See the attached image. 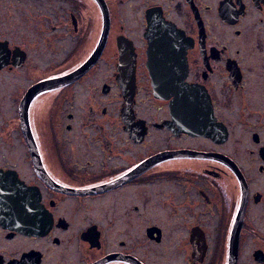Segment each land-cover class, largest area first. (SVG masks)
<instances>
[{
    "label": "flooded vegetation",
    "instance_id": "obj_1",
    "mask_svg": "<svg viewBox=\"0 0 264 264\" xmlns=\"http://www.w3.org/2000/svg\"><path fill=\"white\" fill-rule=\"evenodd\" d=\"M0 264H264V0H0Z\"/></svg>",
    "mask_w": 264,
    "mask_h": 264
},
{
    "label": "water",
    "instance_id": "obj_2",
    "mask_svg": "<svg viewBox=\"0 0 264 264\" xmlns=\"http://www.w3.org/2000/svg\"><path fill=\"white\" fill-rule=\"evenodd\" d=\"M107 32L103 31L100 41L98 42V45L96 46L95 50L93 51L92 55L88 58V60L78 69L73 71L69 76H65L60 83L63 81L73 80L79 76H81L95 61L98 56H100V53L103 49L105 40H106ZM120 44H118V50H119V58L122 59L124 63H120L119 65V71L123 72L124 66L127 64L128 58L133 57V49L131 46V43L129 41L124 40L123 42L118 41ZM148 56H168V55H179L182 54L179 51V47L174 44H165L162 45V47L159 46H152L151 48H148L147 51ZM183 55V54H182ZM161 98V97H160ZM130 101H128L129 103Z\"/></svg>",
    "mask_w": 264,
    "mask_h": 264
},
{
    "label": "bare ground",
    "instance_id": "obj_3",
    "mask_svg": "<svg viewBox=\"0 0 264 264\" xmlns=\"http://www.w3.org/2000/svg\"><path fill=\"white\" fill-rule=\"evenodd\" d=\"M104 25H105V27L108 25V21H107L106 19H105V23H104ZM99 41H100V39L98 40V42H99ZM118 44H120V43L117 42V49H118ZM96 45H98V43H97ZM95 48H96V47H95ZM94 50H95V49H94ZM92 53H93V52H92ZM92 53H91V55H92ZM91 55H90V56H91ZM90 56H89V57H90ZM98 58H99V56L96 58V60H97ZM85 62H86V61H85ZM85 62H84V63H85ZM84 63H83V64H84ZM120 63H124L122 59L120 60ZM83 64H82V65H83ZM82 65H81V66H82ZM81 66H80V67H81ZM91 66H92V65H91ZM91 66H90V67H89L84 73H86L87 71H89V70L91 69ZM78 68H79V67H78ZM78 68H77V69H78ZM75 70H76V69H75ZM75 70H74V71H75Z\"/></svg>",
    "mask_w": 264,
    "mask_h": 264
}]
</instances>
